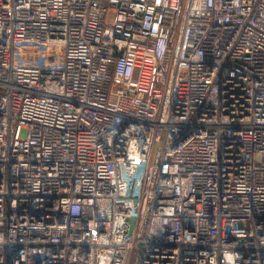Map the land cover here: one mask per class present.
I'll use <instances>...</instances> for the list:
<instances>
[{"label": "built area", "instance_id": "obj_1", "mask_svg": "<svg viewBox=\"0 0 264 264\" xmlns=\"http://www.w3.org/2000/svg\"><path fill=\"white\" fill-rule=\"evenodd\" d=\"M131 245L264 264V0H0V264Z\"/></svg>", "mask_w": 264, "mask_h": 264}, {"label": "rangeland", "instance_id": "obj_2", "mask_svg": "<svg viewBox=\"0 0 264 264\" xmlns=\"http://www.w3.org/2000/svg\"><path fill=\"white\" fill-rule=\"evenodd\" d=\"M156 142L153 140L151 146H150V151L146 160V165L142 168L140 167L136 171V179L138 180V183L133 187L132 193L134 195H140L143 194L148 185V180H149V174H150V169H151V164L153 161L154 153H155V146ZM133 202L137 204L139 208V213L134 217L133 219V227L131 228V235L130 238L131 240H135L136 237L138 236V230H139V224L142 218V213L144 209V201L141 198H135L133 199ZM137 250L136 245H131L128 247L126 256H125V261L124 264H133L134 256H135V251Z\"/></svg>", "mask_w": 264, "mask_h": 264}]
</instances>
